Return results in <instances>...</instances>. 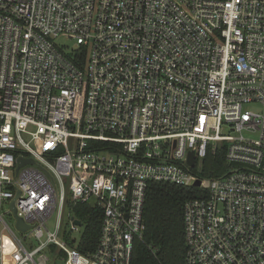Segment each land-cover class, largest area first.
Instances as JSON below:
<instances>
[{
	"label": "built area",
	"instance_id": "2783aa9c",
	"mask_svg": "<svg viewBox=\"0 0 264 264\" xmlns=\"http://www.w3.org/2000/svg\"><path fill=\"white\" fill-rule=\"evenodd\" d=\"M150 182L198 189L184 264H264V0H0V264H132Z\"/></svg>",
	"mask_w": 264,
	"mask_h": 264
},
{
	"label": "trees",
	"instance_id": "16d2710c",
	"mask_svg": "<svg viewBox=\"0 0 264 264\" xmlns=\"http://www.w3.org/2000/svg\"><path fill=\"white\" fill-rule=\"evenodd\" d=\"M223 162L222 154L205 159L206 164L212 163L216 167L222 166ZM203 173L208 175L206 170ZM197 194L196 187L166 182L148 184L143 213L146 229L143 238L134 243L132 264H184L183 205ZM69 210L71 215L84 222L80 241L74 246L83 253L92 251L99 236L100 211L89 204L72 205ZM67 240L73 245L71 238Z\"/></svg>",
	"mask_w": 264,
	"mask_h": 264
},
{
	"label": "rangeland",
	"instance_id": "374dc122",
	"mask_svg": "<svg viewBox=\"0 0 264 264\" xmlns=\"http://www.w3.org/2000/svg\"><path fill=\"white\" fill-rule=\"evenodd\" d=\"M55 42L58 45H65L68 48H71L74 45L73 41H71L70 39H67L63 36H59L58 38H56ZM246 107L258 109V105H248ZM70 141H71V139H70ZM5 210H6V208H4L3 211H5ZM55 219H56V214H54L46 223V227L50 231L54 230ZM4 220L7 223L8 227L11 229V231L15 234V236L18 239H20L25 246H28L30 242H32L34 245H37V241L33 237H31L29 232H27V231L23 232L16 226V219H15L12 212H10L9 214L4 213ZM73 236H78V233L74 232ZM3 243L6 246L5 251H6V255H7V259L5 261V264H10L11 263L10 254L14 249L17 248V244L14 240V237L11 235L10 231L7 228L4 229V231H3ZM47 256L49 259H48L46 264H63L62 259L50 257L48 254H47Z\"/></svg>",
	"mask_w": 264,
	"mask_h": 264
},
{
	"label": "water",
	"instance_id": "95a60500",
	"mask_svg": "<svg viewBox=\"0 0 264 264\" xmlns=\"http://www.w3.org/2000/svg\"><path fill=\"white\" fill-rule=\"evenodd\" d=\"M193 159H194V155H193V152L191 151L190 153H189V163L190 164H193ZM202 159H199V170H201V168H202ZM25 162H31V163H33V160L32 159H25V158H23V157H19L18 158V165H17V168H16V171L18 170V168L21 166V165H23ZM195 185H199V180H197L196 182H195ZM19 194V191L17 192V195ZM10 206H11V208H12V210H13V214L16 216V213H15V207H14V199L13 200H11V203H10ZM16 226L20 229V230H22V231H25L27 228H28V225L27 224H25L24 222H23V220L20 218V217H18V216H16ZM71 219L73 220V223L74 224H77V225H79L80 224V221L78 220V219H74L73 217H71Z\"/></svg>",
	"mask_w": 264,
	"mask_h": 264
}]
</instances>
